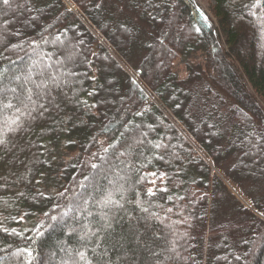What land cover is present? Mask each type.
Returning a JSON list of instances; mask_svg holds the SVG:
<instances>
[{
	"label": "trees",
	"instance_id": "trees-1",
	"mask_svg": "<svg viewBox=\"0 0 264 264\" xmlns=\"http://www.w3.org/2000/svg\"><path fill=\"white\" fill-rule=\"evenodd\" d=\"M70 1L104 44L62 0H0V264H262L195 145L264 214V0H212L217 28L194 0ZM27 61L44 82L8 94Z\"/></svg>",
	"mask_w": 264,
	"mask_h": 264
},
{
	"label": "rangeland",
	"instance_id": "rangeland-1",
	"mask_svg": "<svg viewBox=\"0 0 264 264\" xmlns=\"http://www.w3.org/2000/svg\"><path fill=\"white\" fill-rule=\"evenodd\" d=\"M64 2V4L67 6V8L72 11L73 13H75L77 16L80 17V19L87 25V27L90 29V31L92 32V34L102 43L104 44V40L101 39V37L95 32V30L89 25V23H87L85 20H84V17L82 16L81 12L79 11V9L77 8V6L75 4H73L70 0H62ZM196 2V4L200 7V9L205 12V14L211 19L212 21V25L214 26V28H217V24H216V21H215V18H213V15H212V5H213V1L212 0H194ZM186 24H183L181 27H179V30L181 31L184 27H185ZM256 25V24H255ZM257 30L256 29H250L249 31V34L250 35H255L257 36ZM177 37H179V33L177 34ZM107 49H110L107 45H105ZM221 49L224 48V45H221ZM72 54V53H70ZM59 59V58H57ZM61 59V58H60ZM138 62L136 65L139 64L141 58H138ZM204 56L202 54H197V55H193L185 60H178L176 63H175V67H174V71L178 74V76L180 77V79H185L187 77V68H186V65L187 64H193V65H196V64H203L205 65L204 63ZM157 63V66L158 67H161L162 66V60L158 59L156 61ZM120 64L122 66V68L136 81V78L134 77H137V81L139 85H141L143 87V84L141 81L138 80V76H136V68H134L133 66H130V65H127L124 61H121L120 60ZM37 63L35 61H27L26 62V69L25 70H22V71H19V68L17 66L13 67V71H15V73H17L18 77L16 80L12 81L9 83L8 87L11 88L9 89L10 91L8 92L13 93V95H17L18 92H19V88H20V83H21V79H20V76L23 77L24 81L25 80H31L32 82H35L36 80H41V82H44V78H41L39 77L38 75H34V69L36 67ZM55 65V64H54ZM67 72L66 74H69V75H73L74 72H77V68H71V69H65ZM56 72L55 71V67H53V70L51 71V75L55 77L56 75ZM210 74V73H208ZM26 75V76H25ZM68 75V76H69ZM218 87V86H217ZM13 89H15V91H13ZM147 93L149 94L150 96V102L151 103H155L157 104V100L156 98L154 97V95L149 91L147 90V88H144ZM250 89V88H249ZM251 92V91H249ZM4 98H5V94L3 92H0V104L3 103L4 101ZM264 106V105H263ZM10 121V118L7 117L6 115L3 116L2 120H1V130H5L7 128V126L9 127V124L8 122ZM133 125L134 123L131 124V126H129V128H133ZM131 130V129H130ZM128 133V132H127ZM182 133L185 135V133L182 131ZM7 134V133H6ZM195 148L199 154V156H201L205 161H209V163H212V160L210 158H208L204 152L195 145ZM256 167H261L264 163V152L261 156V158L259 160H257L256 162ZM104 168H103V171L105 172L106 169L108 168L109 166V163L105 162V164L103 165ZM212 173H213V176L216 175L217 177H219V179L223 182V184L225 185V187L227 188V190L229 191V193L233 196V198L240 204L242 205L244 208L248 209L251 211L252 214H254L255 216H257L258 218L260 219H263L264 220V214L259 212L255 206H254V203H253V200L251 199L250 196L246 195L245 192H244V189L239 186L237 183H235L234 181H232L231 179H229L225 173L219 169H214L212 168ZM227 180L228 182H230V185L232 186V188L234 190H236L242 197L243 199H245V201L241 200L237 194H235V192L233 191V189L230 188V186H228L227 182L225 181ZM128 186H130V184H127ZM95 188V185L92 183L90 185V189H93ZM246 188L249 190V191H252L251 188L249 186H246ZM88 194V193H87ZM49 260H48V257L45 256L44 257V260H42L41 264H48ZM264 264V257H263V263Z\"/></svg>",
	"mask_w": 264,
	"mask_h": 264
},
{
	"label": "snow or ice",
	"instance_id": "snow-or-ice-1",
	"mask_svg": "<svg viewBox=\"0 0 264 264\" xmlns=\"http://www.w3.org/2000/svg\"><path fill=\"white\" fill-rule=\"evenodd\" d=\"M2 3H3V5H9L10 0H2ZM36 87H37V88H41L42 85L38 84V85H36ZM13 91H15V89H13ZM37 95H39V93H37ZM27 100H28L29 102H31V103H35V101L32 100V96H31V95H29V96L27 97ZM22 103H23V101H22ZM11 106H12V105H8V107H11ZM41 108H43V105H41ZM13 123H16V122L13 121ZM18 127H19V125H18ZM0 143H4V141H3V140H0ZM81 255H83V254H81Z\"/></svg>",
	"mask_w": 264,
	"mask_h": 264
},
{
	"label": "bare ground",
	"instance_id": "bare-ground-1",
	"mask_svg": "<svg viewBox=\"0 0 264 264\" xmlns=\"http://www.w3.org/2000/svg\"><path fill=\"white\" fill-rule=\"evenodd\" d=\"M225 181L227 182L228 186H230V188L233 189L232 186L230 185V182H228L227 180H225ZM233 191L235 192V194H237V196H238L241 200L245 201V199H243V197H242V196H241L236 190L233 189ZM245 202H246V201H245Z\"/></svg>",
	"mask_w": 264,
	"mask_h": 264
}]
</instances>
